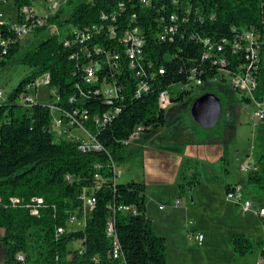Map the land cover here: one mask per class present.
<instances>
[{
    "label": "trees",
    "instance_id": "trees-1",
    "mask_svg": "<svg viewBox=\"0 0 264 264\" xmlns=\"http://www.w3.org/2000/svg\"><path fill=\"white\" fill-rule=\"evenodd\" d=\"M7 1H13L18 12L35 6V0ZM74 2L69 0L68 4ZM4 4L0 1V7ZM263 5L264 0H149L148 5L141 0H90L76 4L63 21L64 8L49 17L46 24L37 26L34 32L41 33L52 24L65 22L70 30L64 37H48L25 53L21 62L32 71L0 101V229L8 248L4 264H166V238L155 232L152 220L146 216L145 182L114 181L109 164L111 160L121 164L132 157L136 149L127 151L125 141L137 127L150 133L165 125L162 90L167 102L182 100L192 90L177 92L175 87L187 84L192 72L206 81L243 61L241 54L232 59L229 56L231 63L226 67L203 61V40L209 38L218 44L248 28L264 37ZM173 15L176 21L171 19ZM33 19L25 20L18 13L20 23ZM135 28L142 31L143 46L132 69L130 43L125 38ZM82 33L89 37L83 39ZM19 48L20 37L14 27L0 23V69ZM91 60L101 63L98 83L86 80L85 64ZM161 68L164 73L159 72ZM47 73L50 86L57 89V106L97 138L101 151L83 152L75 140H55L49 104L39 103L38 99L30 106L17 102L29 93L28 85ZM256 75L254 97L262 100L264 50ZM104 79L116 87L117 93L111 98L100 91ZM141 80L148 81L150 89L139 94ZM116 108L120 112L105 125L95 123L96 116L103 117ZM83 114L88 115L87 120ZM95 163L102 165L103 176L110 180L95 192L96 205L85 226L71 231L69 213L82 215L81 196L85 188L95 184ZM257 165L259 169L248 173V184L253 195L264 198V156ZM226 191L236 192V188L227 184ZM36 198L43 202L38 204ZM110 205L137 208V213H115L121 259L109 257L112 241L106 227L112 213ZM34 208L38 214L32 213ZM261 222L264 226V217ZM74 240H84L82 253L69 248ZM231 244L233 251L241 255L260 251L261 262L245 264H264V238L240 233L233 236Z\"/></svg>",
    "mask_w": 264,
    "mask_h": 264
},
{
    "label": "rangeland",
    "instance_id": "rangeland-1",
    "mask_svg": "<svg viewBox=\"0 0 264 264\" xmlns=\"http://www.w3.org/2000/svg\"><path fill=\"white\" fill-rule=\"evenodd\" d=\"M88 1L90 0H75L74 3L68 4V0L63 6L65 12L61 21L69 17L76 4ZM33 4L38 13L48 12L45 0H35ZM16 12L13 2L0 9L3 17L5 19L10 17L11 22H16ZM69 30L68 24L59 22L50 25L41 33L33 32L20 37L19 51L6 66L0 69V90L5 92V97L18 85L21 79L32 71V68L21 62L25 53L54 34L64 37ZM53 89L57 92L54 87L40 85L37 93L38 102L49 104ZM175 90L179 92L180 86L175 87ZM206 93H214L219 96L223 105L219 123L208 129L197 125L190 111L194 100ZM17 102H21L19 98ZM246 106L242 93L233 84L231 76L220 71L214 78L204 81L202 86L194 88L191 94L174 102L165 111V125L153 129L150 133L141 132L139 139L134 141L136 146L153 140L154 144L167 147L176 146L174 148L179 149V146L192 140L207 145H219L221 149L223 148L224 158L220 160H186L182 170L185 174L184 178V174L182 175L184 183L182 186L175 187L176 193H173V189L168 187L150 188V191H154L156 195L160 196L157 203L154 201L151 203L152 210L165 220L160 224L161 230L167 236L166 264L230 262L245 264L256 263L260 258L259 250L241 255L233 251L231 244L233 236L240 233L253 239L264 238V226L256 212L257 206H264V198L256 197L251 193L248 184L249 172L242 168L245 164H257L264 156V122L255 124L249 114L245 112ZM55 140L59 141L60 139L55 138ZM135 144L130 147H135ZM141 147L136 149L132 157L141 151ZM130 149L127 147V151ZM131 158L119 164L124 170L123 175L118 178L119 183H126L138 178L136 171L133 173L129 166ZM135 163L140 168V156L135 158ZM227 184L236 188L238 199L241 195L243 199L257 200L250 212L242 213L239 204L227 197ZM150 193L152 194V192ZM148 199L150 197L146 195V200ZM176 201H181V203L177 204ZM83 214L80 218L82 225L68 222L69 230L75 231L84 227ZM190 222H193L194 225H189ZM189 228L191 229L189 230ZM192 228L195 230L193 231ZM200 232L205 236L202 244H199L198 240L191 236V234L197 235ZM34 240L35 238L32 237L31 241L34 242ZM79 246L80 240L69 243V248L72 250L78 249ZM7 255V244L0 232V264L5 263Z\"/></svg>",
    "mask_w": 264,
    "mask_h": 264
},
{
    "label": "built area",
    "instance_id": "built-area-1",
    "mask_svg": "<svg viewBox=\"0 0 264 264\" xmlns=\"http://www.w3.org/2000/svg\"><path fill=\"white\" fill-rule=\"evenodd\" d=\"M4 4L0 8L4 7L11 1L7 0H0ZM68 0H45L48 12L45 14H40L37 12L35 6L33 8L30 7H23L18 13L22 15L25 20H28L29 17H33L34 19L30 22H11L10 18H4L3 14L0 13V23H8L12 25L21 37L22 35H29L33 33L37 26H42L47 23L49 17L55 15L63 6L66 4ZM143 4L148 5L149 0H141ZM173 21H176V16H171ZM263 21H264V5H263ZM94 30L101 29V27H94ZM112 34L114 33L113 28L110 29ZM173 30V29H172ZM81 37L83 39H87L89 36L86 33H82ZM162 37H165L164 35ZM127 42L130 43L128 48V54L132 59L130 67L133 69L135 68V58L137 56L140 57L142 53V46H143V36L142 31L140 28H135L129 35L125 38ZM5 44V42H3ZM204 50L202 54L203 61H210L214 64H220L222 67H226L228 64L231 63V59L234 56L242 55L243 61L237 64L233 69L227 68L222 69L223 73H227L231 76L233 84L236 86L237 90H240L242 93V98L246 103V108L244 109L247 114H249L250 119H252L255 124L259 122H264V99L258 100L254 97V92L258 88V77L256 73L259 70V63L261 60V55L264 50V37L257 32L254 28H248L242 31L237 37L233 39H224L221 43H214L209 38L203 40ZM84 53L88 56L91 55L88 49L84 50ZM228 54V55H227ZM231 59H230V57ZM101 63L91 60L85 64V73H86V80L90 83H98L100 82L98 72L100 70ZM160 73H164L163 68L159 70ZM141 73L138 72L137 76H140ZM190 81L180 86V92L186 90H193L199 86L204 84V80L202 78L197 77L195 72H192L190 75ZM51 77L50 74H44L40 77L35 83L30 84L27 86L29 93L26 97H22L21 102L26 105H31L35 101H37V93L38 87L40 85H49L50 86ZM150 84L146 80H141L138 84V93H145L149 91ZM33 90H36L34 94ZM100 91L102 94L107 97L111 98L112 96L116 95V87L113 83H109L106 79L102 80L100 83ZM5 95L3 90H0V101L2 100V96ZM160 103L164 109L170 108L174 102H167L166 96H164V90L161 91L160 94ZM51 102L49 103L50 111L52 114V131L56 138L64 139V140H75L79 143V149L83 152H91V151H101L102 145L99 143L97 138L91 135L88 130L84 128L81 122H78L74 116L71 114L62 112L60 108L57 106L56 102L58 101V95L55 90H52L50 97H53ZM120 112V108H116L113 113H105L103 117L96 116L94 121L99 126L105 125L108 121H110L117 113ZM82 118L85 120L88 119L87 114H83ZM143 129L139 126L135 129L134 133L130 136L128 140L125 141V145L131 148L130 146L134 144V141L139 137L140 133ZM134 146H132L133 148ZM131 150V149H130ZM129 150V151H130ZM109 166L113 171L112 180L120 178L124 170L123 168L116 163L115 161L111 160ZM243 170L246 172L256 171L259 169L257 164H245L242 166ZM68 180H72V177L67 176ZM94 179L95 184L92 187L85 188L82 192V199H83V217H84V226L86 223L87 217L93 211L96 205V197L95 192L102 187V185L110 180V177H104L102 174V165L100 163H95V171H94ZM227 197L229 199H233L236 201L237 204L240 206V210L242 213L246 214L250 212L255 203L250 198H242L240 195V199L237 197L236 192H229L227 193ZM38 204L43 202L42 198H36ZM180 202L177 201V204ZM112 213L108 217L107 220V227H106V234L112 241V247L109 251V257L112 259H121L123 257V252L121 248V244L119 242V238L116 232L115 227V213L116 211H121L125 213H137V208L134 206H111ZM259 217H264V206H260L256 210ZM33 214H38L37 209L32 210ZM81 215L78 212L73 211L69 213L68 222H73L76 224H81L82 221L80 220ZM192 237L198 240L199 244H202L204 241L203 234H191ZM84 240H80L79 252L82 253V245ZM77 249V250H78ZM20 259H24L23 255L19 256ZM99 259V256L97 257Z\"/></svg>",
    "mask_w": 264,
    "mask_h": 264
},
{
    "label": "crops",
    "instance_id": "crops-1",
    "mask_svg": "<svg viewBox=\"0 0 264 264\" xmlns=\"http://www.w3.org/2000/svg\"><path fill=\"white\" fill-rule=\"evenodd\" d=\"M5 6L0 9L5 8ZM139 137L136 140H138ZM140 146H142L141 151L131 158L129 166L130 168H132L133 173L134 171H136V175L138 178L134 180L145 182L146 195L150 197V199L146 200V216L152 220L153 228L155 232L161 236H164L167 239L166 234H164V231L161 230L162 226L160 224L165 220L161 219L158 216V213L152 210L153 205L151 201L157 203L160 196L156 195L154 191H150V188L159 189V188L168 187L173 189V193H176L175 187L177 185H183L184 183L182 181V175L184 174L182 170H183L184 162L186 160L188 159H199L205 161H216L218 159L220 160L224 158V154H222L223 148L221 149V146L219 145H213V144L207 145L202 142L197 143L191 140L190 142L184 143L183 145L179 146V149H175L174 147L176 146L167 147L164 145L154 144L153 140H148V143L146 144L137 145V146L135 144V147L131 148V150L137 149ZM138 156H140V168L135 163V158ZM184 177L185 174L183 178ZM150 192H152V194ZM253 201L255 202L257 200H253ZM161 216L163 217V215ZM164 224L166 226V223ZM189 225H194V224L193 222H190ZM190 229L191 228H189V230ZM192 230L194 231L195 228H192ZM0 232L3 234L4 232L3 229H0ZM199 234H202V232H200ZM261 261L262 259L260 256L257 262H261Z\"/></svg>",
    "mask_w": 264,
    "mask_h": 264
},
{
    "label": "water",
    "instance_id": "water-1",
    "mask_svg": "<svg viewBox=\"0 0 264 264\" xmlns=\"http://www.w3.org/2000/svg\"><path fill=\"white\" fill-rule=\"evenodd\" d=\"M190 111L197 125L206 129L213 128L222 115V100L214 93H206L194 100Z\"/></svg>",
    "mask_w": 264,
    "mask_h": 264
},
{
    "label": "bare ground",
    "instance_id": "bare-ground-1",
    "mask_svg": "<svg viewBox=\"0 0 264 264\" xmlns=\"http://www.w3.org/2000/svg\"><path fill=\"white\" fill-rule=\"evenodd\" d=\"M2 98H3V96H2ZM115 180H116V179H115ZM115 180H114V181H115Z\"/></svg>",
    "mask_w": 264,
    "mask_h": 264
}]
</instances>
